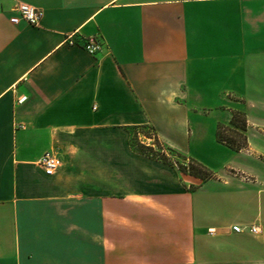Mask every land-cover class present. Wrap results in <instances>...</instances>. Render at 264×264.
Instances as JSON below:
<instances>
[{"label":"crops","instance_id":"0c3cea01","mask_svg":"<svg viewBox=\"0 0 264 264\" xmlns=\"http://www.w3.org/2000/svg\"><path fill=\"white\" fill-rule=\"evenodd\" d=\"M18 4L43 11L40 27L10 23ZM90 37L102 53L85 52ZM204 99L220 162L192 149ZM236 112L239 153L217 140ZM257 113L264 0H0V264H264ZM133 127L211 179L136 154ZM47 153L63 163L53 177Z\"/></svg>","mask_w":264,"mask_h":264},{"label":"built area","instance_id":"2783aa9c","mask_svg":"<svg viewBox=\"0 0 264 264\" xmlns=\"http://www.w3.org/2000/svg\"><path fill=\"white\" fill-rule=\"evenodd\" d=\"M14 16L10 19V23L14 26H18L22 23L27 24L32 27H40L42 19L44 17V13L42 10H39L35 7L18 4L13 8ZM66 43L70 46H74L75 43L73 41V36H69L66 39ZM82 48L85 50L87 54L90 56H96L103 52V44L95 37L87 38L82 44ZM25 98L20 100V102H24ZM148 135L139 134L140 143L146 147L153 148L156 152L165 156L169 161L178 168L176 161H172V155L163 148L159 149L161 145L157 141L154 133L152 131H147ZM188 166V164L186 165ZM39 167L42 169L43 173L47 177L55 176L63 167L62 161L53 153H47L43 156V158L39 161ZM245 182L248 181V178L243 177ZM232 231L236 234H244L249 233L252 236H258L261 234V230L258 226H250L248 228H241L239 226H235L232 228ZM210 234H214L213 231Z\"/></svg>","mask_w":264,"mask_h":264},{"label":"trees","instance_id":"16d2710c","mask_svg":"<svg viewBox=\"0 0 264 264\" xmlns=\"http://www.w3.org/2000/svg\"><path fill=\"white\" fill-rule=\"evenodd\" d=\"M246 118L244 114L241 113H234L231 120V128H226L224 126L218 127L217 132V140L219 144L225 145L230 150L239 153L243 151L246 145V139L244 137V133L246 131ZM236 129V130H233ZM152 131V129L147 127H133L131 128L130 135V147L131 149L139 155L148 157L150 159L160 161L164 164L172 165V163L167 159L165 156L161 155L160 153L156 152L153 148L146 147L142 145L139 141V134L148 135L147 131ZM221 131L228 133V136L221 134ZM134 132V134H133ZM133 135V136H132ZM240 143V144H239ZM239 144V145H238ZM172 156L176 155L180 158V155L172 150L166 149ZM178 169L181 173L190 175L192 177L200 179L202 182H206L211 179L212 175L200 164L191 161L188 166L185 165H178Z\"/></svg>","mask_w":264,"mask_h":264},{"label":"rangeland","instance_id":"374dc122","mask_svg":"<svg viewBox=\"0 0 264 264\" xmlns=\"http://www.w3.org/2000/svg\"><path fill=\"white\" fill-rule=\"evenodd\" d=\"M202 101H204V102L199 103L197 107H199L198 108V112H199L200 116H202L204 118L201 122H203V124L206 126L205 127L206 130L204 132V137H203L204 140L202 141V143H199L198 145L197 144L193 145L192 149L194 150V153L197 156H199L200 158H202L203 160H207V161L211 160L213 162H220V161H222V160H224L226 158L222 154L218 153V151L216 149H214L213 146H210V128H212L211 126L214 127L213 118L212 117L210 118V116L209 117L207 116V114H208L207 111L210 108V99H204ZM260 114H258V113L257 114H253V118L254 119L256 118L255 121L259 122L258 124L262 128H264V115H260ZM228 128H230V127H228ZM133 134H134V132H133ZM221 134H224V135L226 134L225 136H228V133H225L223 131H221ZM244 136H245V134H244ZM201 144H202V146H201ZM244 150H246V148ZM179 164L182 165V164H185V163H184V161L182 159H179L177 165H179ZM241 175L242 174L238 175V177L241 178ZM242 177H245V176H242ZM249 180L250 179L248 178V181Z\"/></svg>","mask_w":264,"mask_h":264}]
</instances>
